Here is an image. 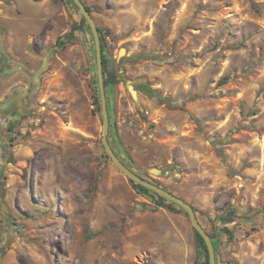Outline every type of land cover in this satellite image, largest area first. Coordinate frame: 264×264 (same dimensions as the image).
<instances>
[{
  "label": "rangeland",
  "instance_id": "obj_1",
  "mask_svg": "<svg viewBox=\"0 0 264 264\" xmlns=\"http://www.w3.org/2000/svg\"><path fill=\"white\" fill-rule=\"evenodd\" d=\"M82 1L119 80L118 157L195 208L218 264H264V0ZM82 19L72 0H0V264H203L187 214L104 149L90 27L67 40ZM45 59L30 89L15 68ZM23 89L24 113L1 111Z\"/></svg>",
  "mask_w": 264,
  "mask_h": 264
},
{
  "label": "water",
  "instance_id": "obj_2",
  "mask_svg": "<svg viewBox=\"0 0 264 264\" xmlns=\"http://www.w3.org/2000/svg\"><path fill=\"white\" fill-rule=\"evenodd\" d=\"M74 4L77 6V8L80 10V12L83 15V18L85 19L86 23L90 27V30L92 32L94 43H95V50H96V60H97V77H98V86L100 90V97H101V104H102V116H103V137H102V143L104 146V149L111 159V161L114 163V165L119 169V171L125 175L129 181L133 182L136 185L142 186L155 194L161 196L162 198L168 200L169 202L173 203L174 205L180 207L189 217L190 222L193 226V229L195 232H197L204 240L208 255H209V264H218L217 262V256H216V250L214 246V239L209 235L207 230L205 229L203 223L201 222L199 215L197 214V211L195 208L186 202L184 199L178 197L177 195L167 191L166 189L162 188L161 186H158L151 181L143 178L133 170H131L117 155V153L112 148L110 142H109V132H110V114L108 110V103H107V95H106V75L104 73V61H103V48H102V40H101V33L100 28L97 25L92 13L89 11L88 6L82 1V0H72ZM122 53L121 55H123ZM45 66L42 67L39 71L36 73H30L26 69L22 67L15 68V70H21L27 73L31 79V88L34 89L38 83H39V75L46 67V59ZM130 90L132 91L135 98H137V94L133 88V85H130ZM28 89H23L19 96H14L11 99H9L6 103H4L1 107V111H5L8 109H11L15 106H18L20 109L23 108V96L28 92ZM154 173H157L159 175H165L167 173L163 171H157L153 170Z\"/></svg>",
  "mask_w": 264,
  "mask_h": 264
},
{
  "label": "trees",
  "instance_id": "obj_3",
  "mask_svg": "<svg viewBox=\"0 0 264 264\" xmlns=\"http://www.w3.org/2000/svg\"><path fill=\"white\" fill-rule=\"evenodd\" d=\"M88 9L92 13L91 8L88 7ZM85 27H86V21L83 18L80 23H75L72 26V31L69 33V35L67 37L68 38L67 40L69 42H71L73 40V38L75 37V32H77L79 30H84ZM100 33H102V30L101 29H100ZM101 40H102V48H103L104 73H105V75L110 74V76L107 77L106 78V81H105V85H106V89H107L111 85H116L119 82V80H118V77L115 75V73L109 70V60L107 59V57L105 55V48L106 47H105V39H104V37L101 36ZM141 58H144V56H142ZM143 87L145 88L146 93L150 97L157 98L162 103L170 104L172 102L171 100H169L167 98H164L160 94L152 91L150 87H147V86H144V85H143ZM97 102H99V99L97 100ZM108 110H109V107H108ZM7 140H8V138H7ZM156 185L159 186V184H156ZM134 187L137 188L138 190L142 191L143 193H147L148 194V193L152 192V191H150V190H148V189H146V188H144L142 186L136 185V184H134ZM2 189H3V186L1 184L0 185V191H2ZM159 197H161V196H159ZM161 199L166 200V199H164L162 197H161ZM162 205L163 204H161V206ZM230 216H231V212H230V215L229 216L226 215V216L223 217L224 218L223 219V222H225L226 224H230L232 222V219H229ZM224 231L226 233H229V228L228 227H225L224 228ZM207 232L214 239L213 235L208 230H207ZM195 236H196L197 247H198L199 250H201V252H203V255H204V263L203 264H209V255H208V251H207L206 244H205L203 238L197 232H195ZM214 246H215V250H216L215 243H214Z\"/></svg>",
  "mask_w": 264,
  "mask_h": 264
},
{
  "label": "flooded vegetation",
  "instance_id": "obj_4",
  "mask_svg": "<svg viewBox=\"0 0 264 264\" xmlns=\"http://www.w3.org/2000/svg\"><path fill=\"white\" fill-rule=\"evenodd\" d=\"M19 113H21V114H22V113H24V112H22V110L20 109V110L18 111V114H19Z\"/></svg>",
  "mask_w": 264,
  "mask_h": 264
}]
</instances>
